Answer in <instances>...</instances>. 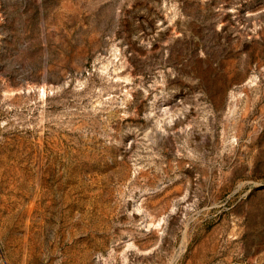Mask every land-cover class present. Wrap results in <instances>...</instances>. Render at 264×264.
I'll return each mask as SVG.
<instances>
[{
  "label": "rangeland",
  "instance_id": "obj_1",
  "mask_svg": "<svg viewBox=\"0 0 264 264\" xmlns=\"http://www.w3.org/2000/svg\"><path fill=\"white\" fill-rule=\"evenodd\" d=\"M0 264H264V0H0Z\"/></svg>",
  "mask_w": 264,
  "mask_h": 264
}]
</instances>
